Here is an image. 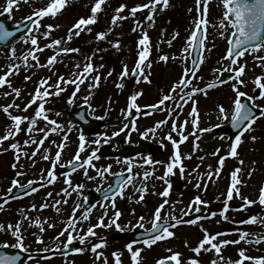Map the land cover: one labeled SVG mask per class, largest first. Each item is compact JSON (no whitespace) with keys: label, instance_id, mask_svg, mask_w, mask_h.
<instances>
[{"label":"snow or ice","instance_id":"6c2138e0","mask_svg":"<svg viewBox=\"0 0 264 264\" xmlns=\"http://www.w3.org/2000/svg\"><path fill=\"white\" fill-rule=\"evenodd\" d=\"M19 0H7V5L4 7L3 11L5 13H10L14 7V5L18 6ZM25 3L28 0H24ZM107 0H94V3L91 6V14L87 17H81L78 19L75 24L72 25L68 29V33L66 38L52 39L50 43L45 44L43 47L39 46L38 38L36 35H32L31 33L35 31H39L41 27V21L45 17H55L61 10L66 6L67 0H50L46 7H42L34 10V12L26 17V19L31 23L32 27L28 29L30 33L24 40L25 43H29L33 46L32 49L29 50L27 55L23 57V61L25 66H28V58L31 57L32 61L35 62L36 67H51L57 62L58 56L63 53H78L80 49L78 48H70V47H61V45H66L70 43L73 37H79L82 32L87 31L88 33L92 32V25L96 24L98 21V14L103 11V7L106 5ZM196 3V12L197 18L194 21V28L191 30L190 35L187 37L186 45L182 49V53H188L191 56L193 51L197 52V57L192 60V67L187 65L183 68V74L180 76L179 80L173 83L170 91L166 94H163L159 99L158 103L146 106L150 107L152 110H161V106H164L166 102H174V107L168 109V118L160 120L156 122L154 127L146 129L141 135L143 137H148L150 134L155 136L158 129L162 126L167 125L169 120H171V129L170 131L163 137L161 140V145L163 146V141L167 140L171 142L173 152L170 156L168 162L153 160L149 155L143 158V164L146 165H155V164H164V174L163 176L156 177L157 179L163 180L167 185L163 191L156 193L159 196L163 197L162 203H160L154 210L151 219V228L145 229L144 238L142 240H132L128 244L125 245L127 251L130 253L131 264H142L141 253L143 249L141 247H134L136 244H143L147 248H151L158 241L167 240L169 238H173L175 236V232L172 229H175L177 226L181 224L188 225H198L201 220H211L212 218L219 216L224 221H229L230 217L227 213L230 210L234 211H247V209L259 203L262 207H264V186H261L259 189L258 200H252L247 196H244L241 192L240 186L243 184L242 179L239 176V173L242 172L241 167H237L235 170L231 172V182L227 188L226 197L223 200L222 208L217 211H211L207 215L201 216L196 215L193 219L185 220L184 216H188L191 213H199L201 205H207L208 202L202 199L201 195H196L190 204L187 206V211L181 209L183 213L181 216H176L175 213V205L177 203H181V201L171 202L168 197L170 195V189L172 187L170 180L168 179L170 176L174 175L175 169H179L181 177L185 174V166L182 163V154L180 152V145L189 139V136H194L195 141L200 140L201 135L205 132H211L212 127L209 128H200L199 127V113L197 108V100L194 98L197 93H201L207 95L209 89L215 88L220 84L227 83V81L219 79L213 80L211 83H208L205 87L195 86L193 81L198 78L197 73L200 69L204 61V52L211 51V48L206 47L207 41V15L209 11V0H195ZM223 6V16L219 22V28L222 29L219 32V35L224 37L225 32L228 31L229 27L231 28V34L226 37L228 40V49L223 60L230 61V67L228 69H214V72L221 71H229L234 73L233 76L230 77L232 81L231 84L232 90L235 93L234 99L232 101V110L231 115L229 117V110L225 108L222 104L218 105L219 117L222 121H229L233 129H237L238 133L235 134L234 140L230 143L229 151L227 152V157L238 158L239 152L238 148L243 143V136L245 132L254 131L253 125L260 118H264V106L257 105L255 100L258 98H264V74L258 75L254 79L255 85L260 89L259 97L248 95L246 92L241 91V85L245 84V80L243 79L246 73V63H241L240 58L244 57L246 54H256L254 59L259 61V66L264 67V56L258 55L259 52L264 51V0H221ZM203 5V7H201ZM170 7V0H147L145 3H139L128 9L126 4H120L114 11V15L111 18V25L107 31H99L95 35V40L97 42L104 41L107 39L109 33L112 31L113 27L118 25L119 21H123L129 18H135L138 12H142L147 10V14L143 17V21H147L148 26L152 27L155 24V15L157 12H163ZM128 11V16L123 15L125 11ZM189 13L193 11L192 8L188 9ZM35 17V19H33ZM143 21L134 19V27L132 29L133 32L140 31L141 36L137 41V49H138V59L135 62L134 67L129 70L127 64L123 65V69L120 73V78L128 77L132 75L136 78V82L140 83L141 79L143 82L151 83V68L152 62L150 60L151 54V41L148 32L143 27ZM47 31L43 33L45 39H48L51 36V32L54 28L59 27L58 25H47ZM14 35L13 32L7 30L4 24L0 23V41H6L9 37ZM179 36V32H174L171 39L167 40L169 46L172 45V42ZM112 47L119 50L120 41L116 40L115 42L109 41ZM214 46V45H213ZM45 48L56 49L57 51L50 57H48L46 64H40L39 58L36 55L37 52L44 51ZM106 51V49L97 48L91 56H87L85 58L86 62L81 67L80 64H76L75 68L77 71L72 73V77L66 79L64 76H59L55 84H50V77L42 78L35 88L34 94H32L31 99L27 104L24 105L22 111L27 112L30 107L33 105H37L34 111V115H14L10 111V109H20V105L16 104L15 101L6 105H0V110H2L12 121L11 125L6 128L5 134L0 136V148H2L3 143L8 141L9 139H14L18 134L25 131V127H23L24 122L28 121L26 125V131L29 135L28 139L23 141L25 146L36 145L35 150L31 152L29 156L27 151H23L21 144L19 142L12 143L9 145V148L14 150L16 153L15 160L18 163L21 160V155L27 157L29 159H33L37 156V154L41 151L42 146L45 143V140L48 139L50 132H58L63 131L62 126L54 119H50L48 116V112L51 111L45 107L48 97L57 96L59 97L61 93L66 90V87H62V85L67 86L69 84L75 86V90L72 92L71 96L68 97L67 103L73 104L75 102V97L80 90V85L85 82L86 79L91 78L93 81L89 84V94L84 97V102L88 103L91 99L92 92L91 89L98 87L99 82L101 80V75L99 74V70L104 68L103 64L96 66L93 62V58L96 52ZM12 55L15 56V49L11 50ZM170 59L168 55H161L159 57L160 61L167 62ZM171 59H181L183 62L187 59L185 56L176 57L173 56ZM235 66V67H232ZM19 70V65L10 64L7 72L3 75H0V87L7 85L8 88L11 89V93L5 92L4 95L8 96L14 94L16 98L21 96V89L12 86V83L8 77L12 76ZM96 73V75H92ZM112 75V70L107 73V76L110 77ZM106 78V77H105ZM31 79L30 76H25V80ZM118 88H123L124 84L122 82L117 83ZM52 88L54 91H49ZM186 89H190L187 90ZM142 95V91H136L129 97V102L127 108L129 110H135L137 114H141V106L137 103L138 97ZM178 97V99H177ZM247 97V100L252 102L251 104L243 103L241 98ZM191 102V111L188 113V116L191 117V120L185 119L183 122H179V117L183 112L184 105ZM91 107V105H89ZM258 109V113L254 111ZM56 115H60L59 112ZM131 115V112L125 113V118ZM143 115H151V112H144ZM98 119H104V117H98ZM39 120H43L49 126L48 128H37L36 125ZM191 123L193 131L191 133L185 134L186 126ZM129 127V124L125 123L123 127L119 128L118 131H113L111 137L106 133H97L96 138L88 141L86 136L81 133L79 135V146L78 149L72 158V160L68 161L69 166H71V170L75 172L77 168L83 170L84 175L89 180H95L97 176L100 178H104L105 173L111 171L112 165H108L106 167L98 168L93 163V161H97L100 159V156L97 154L99 152V147H94L91 149L90 154L81 161V153L85 152L86 148L91 145L99 146L101 143H108V141L112 137L119 136L121 132H123L126 128ZM213 127H220V125H214ZM131 128L133 131H137L136 121L133 120L131 123ZM71 128L67 129V132H71ZM37 131L42 133V138L36 140L32 137V133ZM67 132L64 133L63 142L57 145V151L55 153V157L52 158L48 154V150L44 149V160H49L51 163V167L46 170V177L41 175V180L45 181L44 184H41V187L47 185L54 184L58 177L56 174V167L60 164L62 151L66 147V141L69 139ZM173 133H176L179 136V139H175ZM251 139L255 141L257 139L256 136H252ZM193 143V151L198 149L199 145L197 143ZM55 144V141H53ZM8 149H3V151H7ZM219 149L213 153V155H217L219 153ZM226 156H219V167L212 170L211 165H209V172L206 174L209 181L213 179V177L218 178L221 172V169L224 165ZM183 158H191V154H188ZM204 157H200V160L203 161ZM117 163H124L126 167V171L128 176L124 179H119L116 181L115 190L112 189L110 185L107 189L103 199L104 201H108L109 203H101L99 206L104 209L103 214L98 218L97 223L90 224L86 231L79 229L78 224L83 221H88L90 218V214L93 208L96 205H92L89 208H86L79 219H73L76 216L78 209H80V205L77 204L72 209V216H70L67 220L65 227L58 233L56 239L59 240L62 236H67L66 242L63 243V249H68L69 245L73 243V241L78 240L81 245H85L89 238L96 237L97 232L95 231L97 228H110L115 226L118 230L123 231L126 226H121L118 223L119 218L123 215V213L116 208V199L117 197L123 198L124 191L128 185H133L135 187L134 181L137 177L141 176V173H134V168L143 165L135 164L132 160H124L120 161L119 159L116 161ZM17 163L12 164V168H17ZM255 163V161L253 162ZM239 164L243 165L244 161L242 159L239 160ZM63 166V165H61ZM199 165L197 166V168ZM89 168H94L96 170V176L89 175ZM255 169H250L248 172V176L251 177L252 172ZM196 169H193L195 172ZM24 175L23 172L17 171L16 177ZM113 175L121 176L122 173H113ZM154 175L153 171H144L142 174L143 180L147 181L151 176ZM191 175V173H189ZM69 173H64V184L68 185L71 188H63L60 193H57V196L63 194V199H55L54 203L49 205L48 203H42L40 205V209L53 207L57 213H60L61 209L59 205L67 204L68 201L66 197L70 196L72 192H79L84 188V184H77L75 186L72 185V181L68 178ZM34 181L29 180L27 184H21L20 181L14 178L11 181V187L7 189V194H11L13 192V188L20 187L25 189L24 195H30L31 193H35L38 191L36 187H34ZM201 183L198 182L195 184L197 189L201 188ZM205 190L207 189V183L203 184ZM139 193V200L136 202L139 203L144 200V196L148 191L147 184L142 183L139 188L136 189ZM109 193L111 195H109ZM5 197H0V200L3 202L0 203V211L4 210V206L8 203L9 199L16 198L15 196L7 195ZM48 197H53L52 192L47 193ZM234 198H239L242 203L236 209H230L229 202ZM87 197H84V200L87 201ZM131 199V197H129ZM219 199V197L217 198ZM109 204L111 208L114 210V214L111 218L108 219V222L105 223V217L108 216V207ZM169 206V211L162 215L165 207ZM32 209H36V205L33 204ZM23 214L22 220L30 221L32 225L39 227L40 233L45 231L44 225L47 224L49 228L55 227V224L49 223L47 218L43 221L40 218H31L27 215L25 210H20ZM133 215H135V209L132 210ZM144 216H140L137 224L132 225L133 228L139 227L144 229ZM171 221V223H170ZM219 223V221H217ZM240 224H255L260 223L264 224V216L260 215H249L248 218L239 221ZM131 224V222H129ZM201 231L203 232V237L200 239L195 247H191V251L195 254L193 257L189 258L187 264H201L199 260V256L202 252H210L214 251L216 254V258L210 261V264H245V261H250L252 264H264V257H252L246 255L245 249H240L238 252L239 259L232 260L223 257L222 249L229 244H240L242 241L249 244H261L264 243V234H257L252 236V234L246 231H240L239 229L235 230L238 233V239L228 240V239H220V237L231 235V232H215L210 233L207 229L203 227V225H199ZM22 221H17L15 224L8 223L7 225L0 224V231L10 233L12 237L15 238V243L9 245L7 242L4 244H0V247H13L21 250H26L25 248V237L22 232ZM82 232V234H81ZM75 233V235H74ZM36 242L42 244L43 236L37 235ZM185 245L188 246V242L185 241ZM107 246V241L105 238L101 237L99 242L91 244V251L95 254V258L99 260L103 253L99 252L98 249ZM50 249L45 248L44 251H49ZM59 250V248L57 249ZM73 251L76 253H83L85 248L77 247L74 248ZM168 251L171 252V249ZM66 255V253H65ZM180 252H173L171 256L167 258L160 259L156 262V264H168L169 261H174L175 264H183L181 259ZM115 264H122L121 256L122 253L120 251H114L112 253ZM20 259L19 255L16 256H8V255H0V264H16V262ZM104 264H108L107 259L105 258Z\"/></svg>","mask_w":264,"mask_h":264},{"label":"rangeland","instance_id":"374dc122","mask_svg":"<svg viewBox=\"0 0 264 264\" xmlns=\"http://www.w3.org/2000/svg\"><path fill=\"white\" fill-rule=\"evenodd\" d=\"M49 2L50 0H28V2L25 3L24 0H19L18 6L14 5L10 13H5L3 9L7 5V0H0V17H5L8 24L12 26L24 21L26 16H28L30 13L32 14L34 10L46 7ZM145 2H147V0H107L106 5L103 7V11L98 14L97 23L91 26V33H88L87 31L82 32L79 37L74 36L70 43L61 45V47L78 48L80 51L78 53H61L57 58V62L51 67V69L48 67H36L35 62L32 61L30 56L28 58V66H25L23 57L27 55L33 46L30 44V42L25 43L21 38L13 42L7 48H0V75H3L5 72H7L10 64L19 65L18 72L8 77V79H10L13 87L21 89V96L16 98L14 94L8 96L4 95L5 92L11 93V89L8 88L7 85L0 87V105H6L15 101L16 104L20 105V109H10L12 114L27 116L34 115L37 105L30 107L27 112L22 110L24 105L27 104L31 99L37 84L42 78L50 77V84H55L59 76H64L66 79L71 78L72 73L77 71L75 68L76 64H80L82 67L86 62L85 58L87 56H91L97 48L106 49V51L96 52L93 58V62L96 66L103 64L104 68L99 70L101 80L98 87L91 89L92 96L88 103L84 102V97L89 94L88 86L93 82L91 78L86 79L85 82L80 85V90L74 98L75 102L73 104L67 103L68 97L71 96L72 92L75 90V86L71 84L67 86L62 85V87H66V90L61 93L59 97L51 96L47 98L48 102L46 103L45 107L51 110L47 114L50 119L56 120L62 126L63 131L54 133L50 132L48 139L45 140L41 151L35 158L29 160V158L21 155V160L17 163L15 160L16 153L14 150L9 148L10 144L19 142L21 144L22 150L27 151L29 156L31 155V152L35 150L36 145L25 146L23 144V141L29 138V135L26 131V125L28 121H25L23 125V127H25V131L18 134L14 139H9L3 143L2 148H0V188H2L0 190L2 192H7V189L11 185V181L14 178L25 182L27 179L37 178L40 174L42 175L44 171L47 170L46 167L48 164L51 165L49 160H44L42 158L45 154L44 149H47L48 154L54 158L57 151V145L61 143L58 142L60 140L63 142L64 133L67 132L68 128H71L72 130L71 132H67L69 139L65 142L66 147L62 151L60 162L73 158L79 146L80 134L78 127L71 126L68 123L67 115L72 110V108H75L78 106V104L84 103L88 107L91 105L89 108L90 115L92 117H104V119H101L103 122L102 129L97 132L87 134L86 139L88 141L95 139L97 133H106L111 137L112 132L118 131L123 125L124 113L126 112L129 102L127 100V96L132 95L136 91H142V95L138 97L137 103H144L148 105L150 102L159 101L163 94H166L170 91L173 83L179 80L180 76L183 74L184 66H189V55L188 53H182V49L185 47L187 37L190 35L191 30L195 26L194 21L197 18L195 0H170V7L163 12L158 11L155 15V24L152 27L148 26L149 22L143 21V17L147 14V10L138 12L135 18L119 21L118 25L113 27L106 40L99 42L95 40V35L97 32L107 31L109 27H112L111 18L114 15L115 9L119 7L120 4H126L128 9H130L136 4ZM93 3L94 0H67V4L61 10V12H59L55 17H45L41 21V27L39 31L37 32L34 30L31 34L37 36L40 47L50 43L52 39L66 38L68 29L72 27V25L75 24L78 19L81 17H87L91 14V6ZM201 7H203V5H201ZM189 8L193 9L191 13L188 11ZM223 11L224 9L221 0H209V11L207 15V20L209 23L207 25L206 32V47L211 48V51L204 52V61L197 73L198 78L194 79L193 81L195 86L205 87L208 83H211L213 80H215L218 73H220L214 72V69H228L231 66L230 61L222 59V57L225 56L227 49L226 37L229 36V33L231 32V28L229 27L228 31L225 32L224 37L219 35V32L222 30L219 28V22L223 16ZM123 15L128 16V11L126 10ZM134 19L143 21V27L148 32L150 37V60L152 62L150 76L151 83L143 82L142 79L140 83H137L136 81L130 82L127 79L126 82L123 83L124 87L121 89L117 87V82L123 69V65L127 64L129 70L131 71L134 66V62H136L138 59L137 41L141 36V32L139 30L136 32L132 31L134 27ZM47 25H58L59 27L54 28V30L51 32V36L48 39H45L43 33L47 31ZM174 32H179V36L172 42V45L169 46L166 41L171 39ZM29 34L30 33L23 37L27 39ZM116 40L120 41L119 50L112 47V45L109 43V41L115 42ZM13 48L15 49V56H13L11 52ZM56 51V49L45 48L44 51L37 52L36 55L39 58L40 64H46L48 57L52 56ZM161 55H168L170 59L166 63L160 61L159 57ZM182 55L187 57V59L183 62L181 59H171L173 56L180 57ZM255 55L256 54H246L244 57L240 58L241 63H246V73L243 77L245 84L242 86H244V92L249 94H252L251 91L256 87L254 83L255 77L264 74V67L259 66L260 62L254 59ZM258 55L264 56V51L259 52ZM110 70H112V75L108 77L107 73ZM92 75L94 76L96 73H93ZM25 76H30L31 79L26 81ZM187 90L190 89H186V91ZM49 91H54V89L50 88ZM234 96L235 93L233 92L230 84L209 89L207 95L200 93L198 96L194 97L195 99L200 100V105H203L204 103L206 104L205 108L200 109L201 112H205V114L201 113V122L208 126H210V124L221 122L222 120L218 119L220 115L218 111V105L221 104L225 105V108H229L230 116ZM55 100L60 101L58 102ZM256 102L257 104L263 106L264 98H258ZM167 103L169 104V108L174 104V102ZM189 103L184 105L185 111H188L187 109L190 106ZM227 104L228 107H226ZM163 108L166 110L162 113V115H166L168 113V108L165 105ZM57 112H59L60 115H56ZM184 114L186 115V112H184ZM184 114L181 113L179 122L185 118L190 121L191 117L184 116ZM159 117L160 116H158V118ZM11 123L12 121L10 118L2 110H0V136L5 134L6 128L11 125ZM189 124L191 125V123ZM257 125L258 123L253 125L254 131L244 133L243 143L239 146L240 151L242 150V152L238 151L240 154L239 157L235 160L233 157H231L230 161H225L219 177H213L211 181L208 180L210 183L208 186V207L215 209L214 211H219V205L221 201L225 199L227 188L231 182V170H234V168L237 167L242 168V172L239 173V176L243 181V184L240 186L242 194L252 200H258L259 189L261 186H264V151L261 152L260 148H255L254 154H252L250 151H246V148H250V144L252 142H258L252 141L251 139L252 136H255V133H260V131L257 132L255 130L257 129ZM36 127L48 128L49 126L45 121L39 120ZM261 128L262 126L259 125L257 130H261ZM213 130L214 128L212 127L211 132H213ZM213 134V138L208 137V172L210 170L209 165H211L212 170L219 167L218 163L215 164V157L217 155L222 154L226 156L227 154V149L223 147L224 143L221 141V135L215 133ZM32 137L36 140H39L42 138V133L34 131L32 133ZM260 140L264 144V140L259 139V141ZM53 141H55V144ZM116 142L117 137H112L108 143L102 142L99 146L91 145L90 147L86 148L84 157H87L91 152V149L94 147H99L100 150L97 154L102 155L101 146L103 144L108 146H116ZM229 146L230 145H227L228 148ZM3 149L8 150L3 151ZM217 149L220 150L219 153L217 155H213ZM240 159L244 161L243 165L239 164ZM97 161L103 162V159L100 158ZM254 161L255 163H253ZM95 162L96 161H93L94 164ZM13 163H17L16 169L12 168ZM110 165H112V169H117L121 164L114 161ZM250 169H255L252 172L251 177L248 176ZM17 171L23 172L24 175L16 177ZM94 171V168H89V175L94 176ZM61 178L64 182V178ZM68 178L72 181L73 186L77 184H84L83 189H81L79 192H72L70 196H80L82 191L94 187L95 184V181L87 179L84 173L83 178L80 177V179L79 176L75 175H69ZM62 188H69V186L65 184L62 185L61 180L58 178L57 183L54 185L53 196L61 191ZM69 191H71V188H69ZM218 197L219 199H217ZM241 203L242 201L239 198H234L231 200V204H229L230 209L238 208ZM236 213L239 215L243 213H249L251 215L252 213V215L264 216V207H262L259 203H256L250 206L247 211L230 210L227 215H235ZM222 225H224L222 222L217 223V219H212L205 226L210 232V230L213 228H220ZM243 230L246 232H251L253 235L264 234V224H246ZM113 233L114 232L106 234L99 232L94 238L100 241L101 237L108 238ZM195 233V239L190 237L188 238L190 241L188 247L189 249L196 246V241L198 238L203 237V232L200 228ZM234 233H236V231ZM188 240L184 239L181 241V253L185 248L182 246V244H185V241L188 242ZM193 240L195 242H193ZM92 243L94 242L88 244V252L86 251V253H88L89 257L94 258V253L91 251ZM114 246L115 247L112 249L109 247V245H107L105 249H99V252L104 253L100 258L101 264L105 261V258L108 262H112V264H114L115 261L112 256L114 251H120L122 253V264H131V259L129 257L130 253H123V243L117 240ZM256 248V252H252L254 257L264 255V244ZM146 251L147 250H145L143 254L141 253L142 264H151L154 261V258H151L153 251L148 252L149 257L148 254L144 256ZM194 255L195 254L192 251L191 254L185 251L181 256L184 257V262L187 264L188 259ZM202 255H204L205 261L207 262L205 264H210V261L216 258V255L212 251L205 252ZM157 256L161 257L160 255ZM223 257L225 260L229 258L232 259L231 257ZM181 259L183 261V258Z\"/></svg>","mask_w":264,"mask_h":264},{"label":"flooded vegetation","instance_id":"af4514ba","mask_svg":"<svg viewBox=\"0 0 264 264\" xmlns=\"http://www.w3.org/2000/svg\"><path fill=\"white\" fill-rule=\"evenodd\" d=\"M167 107L168 105L165 104ZM169 109V108H168ZM165 108H162L161 111L156 113H151V115H143L135 113L134 120L136 121L137 131H133L132 128L127 129L125 133L121 134L117 137V142L115 145H120L122 141H125V145L128 147L125 157H106L103 153L99 155L100 158L103 159V162H95L96 167L102 168L106 167V165L112 164L114 161L118 159L120 161L124 160H132L135 164L143 165L142 167H135L134 173H141V176L137 177L134 181L135 187L133 185H128L124 191V197L116 199V208L119 209L123 215L119 218L118 223L121 226H128L125 227L123 231L118 230L115 226L110 228H97L95 231L97 233H111L108 238L105 237L107 241V245L112 249L114 248V244H116L117 240L123 243V253H128L125 245L131 241L126 239H122L120 235L122 234H134L139 231H145V229L151 228V219L152 214L155 208L162 203L163 197L159 196L156 193H159L164 190L167 186L163 180L157 179L156 177L163 176L164 174V164H155V165H146L143 164V158L147 156H151L153 160H160L164 162H168L170 156L173 152V148L170 141L164 140L163 146L161 145V140L163 137L170 131L171 129V120L167 125L162 126L160 129L157 130L155 136L149 135L148 137H143L141 133H143L146 129L154 127L156 122L168 118V113L166 115H162L165 111ZM205 114V113H203ZM201 113L199 112V127L200 128H208V125H205L201 122ZM158 116H160L158 118ZM188 116V114L184 115ZM186 119V118H185ZM185 119H182L183 122ZM191 120V119H190ZM170 127V128H169ZM193 131L192 125H187L185 129V134L191 133ZM201 135L200 140L195 141L194 136H189V139L185 141L183 144L180 145V152L182 154V163L185 166V174L181 177L179 169H175V174L170 176L168 179L171 182V189L170 195L168 197L170 203L181 201V203H177L175 205V215L181 216L183 213L181 209L187 211V206L193 200L196 195H201L202 199L208 202V132H205ZM175 139H179V136L176 133H173ZM197 143L199 145L198 149L193 151V143ZM106 146L103 144L101 148ZM110 147V146H109ZM113 149H118L117 146H111ZM143 149L147 150L146 154H141L138 156H132L130 151L131 149ZM188 154H191V158H183L186 157ZM204 157L203 161L200 160V157ZM106 161V162H105ZM106 163V165H105ZM119 168L112 169L108 173H105L104 178H97L94 180L95 184L94 187L88 188L85 191L81 192L80 196H68L66 197L68 203L59 205L61 211L57 213L53 207H48L44 209H40V205L42 203H48L49 205L54 203L55 199H63V194L60 196H53L48 197L47 193L52 192L54 193V184L47 185L41 187V184H44L45 181L41 180V174L37 178H33L31 181H34V187L38 189L37 192L31 193L30 195H18L15 196L14 199H9L8 203L4 206V210L0 211V224L7 225L8 223L15 224L17 221H22V232L25 237V248L26 250H21L13 247H0V255H8V256H16L19 255L20 259L16 262V264H101V260H97L95 258H91L88 256L87 248L89 247L88 244L91 242H99L94 237L89 238V241L85 245H81L78 240L73 241L71 245H69L68 249H63V243L66 242L67 236H62L59 240L56 239L58 233L65 227L67 220L70 216H72V209L79 204L81 207L78 209L76 216L73 219H79L82 212L86 209V207H91L92 205H96L93 208L90 218L88 221H83L82 223L78 224V228L86 231L87 227L90 224L97 223L98 218L103 214L104 209L101 208L99 205L101 203H109L108 201H104L103 198H96L95 196H91L92 192L100 193L101 191L107 189L112 184V177L113 173H126V177L128 173L126 171V165L124 163H120ZM199 167L197 168V166ZM193 169H196L193 172ZM95 170V169H94ZM153 171L154 175L151 176L147 181L143 180L142 174L144 171ZM83 170L78 168L75 172H70L69 175H75L83 178ZM191 173V175H189ZM46 177V170L42 174ZM94 176H96V170L94 171ZM62 177V176H61ZM61 177H58L62 185L64 182ZM64 178V175H63ZM58 180V179H57ZM84 180V179H83ZM201 183V188L197 189L195 184L198 182ZM20 181V180H19ZM21 184H27V182L20 181ZM142 183L147 184L148 191L144 196V200L137 203L136 201L139 200V193L136 191L137 188L141 186ZM207 183V189L203 187V184ZM63 189V188H62ZM59 191L58 193H60ZM90 194V196H88ZM0 197H5L4 195H0ZM84 197H87V201L84 200ZM131 197V199H129ZM3 201L0 200V203ZM36 205V209H32V205ZM23 209L27 213L28 216L31 218H40L42 221L47 218L49 223L55 224V227L49 228L47 224L44 225L45 231L40 233L39 227L34 226L31 224L30 221L22 220V213L20 210ZM135 209V215H133L132 210ZM169 206L165 207L163 210L162 215L166 214L169 211ZM114 214V210L111 208L110 204L108 207V216L105 217V223L108 222V219L111 218ZM140 216H144V229L139 227L133 228L132 225H136L137 221ZM131 222V224H129ZM171 222V221H170ZM196 225H188V224H181L177 226L175 229H172L175 232V236L173 238H169L167 240L158 241L155 245L151 248L145 247L143 244H136L134 247H141L143 249L142 254L145 250L144 256L148 254V252H152L153 254L151 258H154V261L151 264H156L158 261L157 255L162 254V250H164V246L167 248L166 250H173L176 242L179 240L180 234L183 233L184 237L189 234V230H194ZM82 234V232H81ZM42 235L43 236V243L36 242V236ZM75 235V233H74ZM7 242L9 245L14 244L15 238L11 236L10 233L0 231V244H4ZM83 247L85 251L83 253H76L73 251L74 248ZM45 248L50 249L49 251H44ZM59 248V250H57ZM103 247L102 249H105ZM110 249V250H111ZM151 249V250H150ZM99 251V249H98ZM164 251V252H165ZM66 253V255H65ZM104 254V253H103ZM157 256V257H156ZM124 257V256H123ZM130 257V256H129ZM149 257V254H148ZM112 258V257H111ZM165 257H162V259ZM113 259V258H112ZM124 259V258H122ZM104 264V262L102 263ZM108 264H112V262H108ZM115 264V263H114Z\"/></svg>","mask_w":264,"mask_h":264},{"label":"water","instance_id":"95a60500","mask_svg":"<svg viewBox=\"0 0 264 264\" xmlns=\"http://www.w3.org/2000/svg\"><path fill=\"white\" fill-rule=\"evenodd\" d=\"M0 23L4 24L5 27L7 28V30L11 31L14 33V35L12 37H9L8 40L6 41H0V46H7L10 43H12L14 40H16L17 38H19L20 36H22L24 33H26L28 31V29L31 26V23L29 21H27L25 24L19 25V26H15V27H9L7 25L6 20L4 19H0ZM197 57V52L193 51L192 52V60L195 59ZM193 66V65H192ZM231 77V75L226 76V75H221L219 79L221 80H228ZM86 108H79L78 110L74 111L71 113L70 115V121L71 122H78L82 125V127H84L83 129H94V128H98V126H95V122L93 120H89L86 117ZM94 123V124H92Z\"/></svg>","mask_w":264,"mask_h":264}]
</instances>
